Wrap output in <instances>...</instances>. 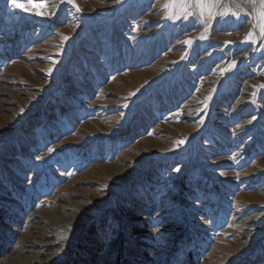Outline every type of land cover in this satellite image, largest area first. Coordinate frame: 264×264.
I'll return each mask as SVG.
<instances>
[{"label": "rangeland", "instance_id": "1", "mask_svg": "<svg viewBox=\"0 0 264 264\" xmlns=\"http://www.w3.org/2000/svg\"><path fill=\"white\" fill-rule=\"evenodd\" d=\"M0 264H264V0H0Z\"/></svg>", "mask_w": 264, "mask_h": 264}, {"label": "snow or ice", "instance_id": "2", "mask_svg": "<svg viewBox=\"0 0 264 264\" xmlns=\"http://www.w3.org/2000/svg\"><path fill=\"white\" fill-rule=\"evenodd\" d=\"M18 7H21L20 5H18Z\"/></svg>", "mask_w": 264, "mask_h": 264}]
</instances>
